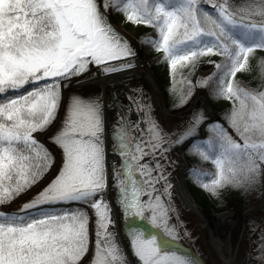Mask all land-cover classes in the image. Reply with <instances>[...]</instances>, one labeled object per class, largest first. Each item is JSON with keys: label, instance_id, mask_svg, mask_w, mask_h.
I'll return each instance as SVG.
<instances>
[{"label": "snow or ice", "instance_id": "6c2138e0", "mask_svg": "<svg viewBox=\"0 0 264 264\" xmlns=\"http://www.w3.org/2000/svg\"><path fill=\"white\" fill-rule=\"evenodd\" d=\"M109 9L127 22L154 29L155 38L145 35L138 45L162 51L173 78L178 66L195 68L203 57H220V63L209 59L215 69L211 75L195 84L185 81L187 88L174 106L188 105L195 89L211 86V95L232 103L224 119L235 135L209 121L211 114L199 107L179 132L166 131L152 116V105L143 102V88L125 84V99L135 103V111L146 112L142 122L149 134L129 158L132 145L126 133L141 129L130 121V107L121 106L114 82L104 81L118 72H134L139 56L110 23ZM257 49H264V0H0V205L40 188L55 169L50 182L18 211H0V264H81L89 251L90 225L95 234L91 264H129L110 231L109 113L115 117L109 138L121 157V169L112 168L115 205L138 264H199L169 253L177 238L168 226V214L175 211L168 165L157 162L152 168L139 161L157 152L167 160L174 147L194 139L207 122L212 135L193 145L190 153L211 162L214 171L190 168L193 181L221 207L224 189L247 192L264 185V90L242 87L236 80L238 73L250 70L249 58ZM259 67L264 78V61ZM81 77L113 91L107 98L99 90L84 95L63 91L73 84L81 87ZM41 137L58 150V168L57 156ZM133 162L146 177L139 184L130 172ZM161 182L162 192L156 188ZM144 195L147 201L141 199ZM137 220L147 221L164 238L147 232ZM248 231H257L255 221L249 222ZM252 244L248 259L264 264V230Z\"/></svg>", "mask_w": 264, "mask_h": 264}, {"label": "rangeland", "instance_id": "374dc122", "mask_svg": "<svg viewBox=\"0 0 264 264\" xmlns=\"http://www.w3.org/2000/svg\"><path fill=\"white\" fill-rule=\"evenodd\" d=\"M241 1L242 0H235V2H241ZM110 12H111V9H110ZM111 17H112V20L118 25V27L130 39L133 47L138 50L141 58L143 59V62L145 64L150 65L149 61L145 58V56L143 55V52L140 50V46L138 45V41H139L138 33L141 30L143 25L137 26V25H134L130 22H127L125 20L124 15H122L120 13L113 16L112 12H111ZM210 59L212 61H215L212 58H210ZM206 61H209V59ZM214 70L215 69L212 68L210 73L205 77H208L209 75H211ZM205 77H201L200 79H203ZM85 78H87V77H81V80L85 79ZM194 78H195V75L191 80V82L193 84H195ZM142 84H143V86H139L134 81L130 84V87L132 89H135L137 87L143 88V98H142L143 102L152 105V116L166 131H171L173 133L179 132L183 127H185L186 121L189 119V116L191 115V113L193 111H195L196 108H198V107L199 108H205V110L207 111V108H206L204 102H198L197 104L196 103L194 104L197 89H198L197 88V89H195V95H194L192 101L184 107H177V108H173V109L169 108L167 105V99L165 96L167 111H166V114H163L160 110V106L157 104V100L155 98H153L152 92L150 91V89L147 87V85L145 84L144 81L142 82ZM70 86L71 85H69L68 88L63 89V91L68 95H72V94L84 95L86 93H95L98 90L103 92V89H98L97 85H88V86L76 87V88H73L72 86L71 87ZM201 89L205 90V92L207 93V96L209 98L207 89L206 88H201ZM111 92L112 91L110 90L109 93H111ZM130 94L134 97L137 96V93H135V92H132ZM124 97H125V94H124ZM127 102L129 104H131L130 101L127 100ZM213 110H214V108H213ZM137 113H138V119L135 117L133 120H130V121L133 124L139 123V127H140L141 131H136V130L132 129L126 133V142L132 145V147L128 150V157L129 158L133 155H137V153L135 152V146H136L137 142L142 143V142H145L149 139V134L146 131L148 125L146 122H142V121H145V119H146V112L144 109H141L140 111H137ZM207 114L208 113L206 112V115ZM111 115L109 116L110 119L111 118H112V120L115 119V117L114 116L112 117ZM208 119L213 120L212 123L222 122V120L219 116V113H217V111H215V110H214L213 115L211 114L208 117ZM203 125L204 124H201L199 126V128L196 130V132H197L196 136H202V137L200 139L192 141L184 149V157L186 159V163L183 162L182 157H181V148L183 145H179V146L174 147L167 154V157H168L167 160L162 159L159 155V152H157L155 157H153L152 155H145L143 157V159H141L139 161V163L149 165L152 168H155V165L157 162H159L160 164L168 165L166 168V172L171 173L169 180L173 186L172 190H171L172 191L171 207L175 210V213L178 216L179 222H181L182 226L184 227L186 232L189 234V236L201 246V248L207 254V256L210 258V260L212 261L213 264H225L223 262V260L220 258L219 254H218V252H217V250H216V248H215V246H214V244L210 238V234H209L208 229L201 225V219L196 212L184 208V206L182 205V203H181V201L177 195V191H176V187H175L176 182L181 177V173H182L183 169H185L184 170V172H185L184 183L187 187V181L192 177V175H190V173H189V169L193 168V167H196V168L200 167L198 165V163L196 164V161H197L196 157L197 156L191 154L190 149H192L193 145L197 144V142L199 143V141L205 139V137L207 135V128L209 127V125L205 129V134L202 135V126ZM231 133L233 135H235L232 131H231ZM41 142H43L44 144H46L48 146V148L52 151L54 156H57L56 168H58V166L60 164L58 150L53 145H51L46 138H44V140H41ZM110 143H111V150H112V152H114L113 148H112L111 139H110ZM144 147H145V151H147L148 148H147L146 144L144 145ZM131 167L136 168L135 162H133L131 164ZM117 169H121V166L117 167ZM54 174H55V169L53 170V174L51 176L47 177L41 183L40 188L46 186V184L48 182H50V179L53 178ZM152 175L155 176V175H157V173L153 172ZM40 188H37L34 191L29 192L28 194H26L25 196H23L20 199H15L12 202V204L9 205V210L13 209L15 211H18L23 206L24 203L28 202L32 198V196L35 194V191H39ZM156 188L159 189L160 192H162L163 191V182L157 184ZM160 192H158L156 194H160ZM263 198H264V185H260L259 192H258V198L254 202L244 204L241 208H238V210L242 211L244 209L245 205H248V206L257 205L259 202H261L263 200ZM106 199H108L110 201L108 194L106 196ZM162 200H164L165 204L168 203V200L166 197L162 196ZM72 207H79V205H72ZM112 209H113V206H112ZM226 210H232V209H226ZM213 213L214 212H212L209 216L206 215L205 213L204 214L208 218H211ZM90 216H91V213H90ZM112 219L114 221V226L112 228H110V231H113L116 233L117 242L121 245L123 252L125 253L122 238L118 232L117 219H116V214H115L114 209L112 210ZM250 221L256 222V225H257V231L256 232L250 233L248 231ZM261 230H264V212L261 209H257L254 212L247 214L246 218L244 220V223L239 222L237 224V226L232 231V247L235 249V254L233 255L232 262H230L228 264H256L255 260H249L248 259L247 253H249L252 250V248L254 247L252 244V241L257 239ZM94 250H95L94 225H90L89 251L85 254L84 257H82L81 264H91V260H92L93 254H94ZM125 255H126L127 260L129 261V264H131L126 253H125Z\"/></svg>", "mask_w": 264, "mask_h": 264}, {"label": "trees", "instance_id": "16d2710c", "mask_svg": "<svg viewBox=\"0 0 264 264\" xmlns=\"http://www.w3.org/2000/svg\"><path fill=\"white\" fill-rule=\"evenodd\" d=\"M233 2L236 4H241L244 3V0H242L241 2H235V0H233ZM111 12L113 16L119 13L112 10ZM145 35H150L153 38H155L154 29L143 25L138 33L139 40L141 37ZM140 50L143 52V55L149 61L151 68L155 71L156 75L159 78V81L164 89L168 107L171 109L177 108L174 105L177 104L181 92L183 90H186L187 88V84L185 81L192 80L196 72V67L192 68L191 66L188 67L178 66L173 78V75L170 71L169 61L164 58V53L162 51L158 52L152 47H143V46H140ZM210 58L215 60L216 63L221 62V58L218 56H212ZM210 58L203 57L201 58L200 61H205ZM261 61H264V49H257L255 53L249 58L250 70L238 73L236 76V80L241 83L242 87H246L249 89H256V90H264V78H262V72L259 67ZM206 89L212 107L214 108L215 111H217V113H219V116L222 120V122H215V123L223 125L225 128L228 129L230 133L231 131L233 132V130L229 127V125L224 119L225 114L229 112L230 109L232 108V103L223 98H216L213 95H211V86L207 87ZM224 123L227 126H225ZM211 135L212 132L208 127L207 135L205 139L199 141V143L207 140ZM196 159H197L196 164L198 163V165L200 166L198 168L201 169L203 172L210 174L214 171V166L211 164V162H201L198 157H196ZM204 179L205 182H207L209 176H205ZM187 186L196 203L200 206L201 210L208 216L214 211H224L226 209H232V208L238 209L241 208L246 203L254 202L258 198V192L260 187L259 186L257 189L248 190L247 192H245V190L243 189H234L231 187L224 189L221 193V199L224 201L225 206L221 207L219 206L218 200L210 196L206 191L202 190L197 185V183L193 181L192 177L187 181ZM12 202L7 205H0V211H3V207L12 204ZM5 212H16V211L12 209L10 211H5Z\"/></svg>", "mask_w": 264, "mask_h": 264}, {"label": "water", "instance_id": "95a60500", "mask_svg": "<svg viewBox=\"0 0 264 264\" xmlns=\"http://www.w3.org/2000/svg\"><path fill=\"white\" fill-rule=\"evenodd\" d=\"M109 21L131 43L130 39L126 36V34L112 20L110 9H109ZM132 47H133V45H132ZM137 52H138V50H137ZM138 56H139L138 65H140L141 63H143V59L141 58L139 52H138ZM201 63H208V61L199 62L197 64V66H196V74H195V78H194L195 83L197 81V78H196L197 71H198V68H199ZM146 68L147 69H146V73H145V76H144V82L147 85V87L150 89V91L152 92L153 98H157V96H159V98L162 101V105H163V106H161V110H162L161 112L163 114H166V111H167L166 99H165L164 90H163L162 85H161V83L159 81V78L156 75L155 71L151 68L150 65L146 64ZM122 73H124V72H118V73L114 74L113 76L107 78L106 83L108 82V80H111L115 84V89H114L115 91H117L118 89H121V90H123L126 93L127 89L124 88V85L127 84V83L120 82V80H121L120 78H121ZM86 80H87V78L80 80L81 87L88 86V85H97V83H93V84L92 83H86L85 82ZM119 83L123 84V86H119ZM71 86L73 88L77 87L75 84H73ZM110 90L113 91V89L105 88V89H103V92L105 94L107 91L109 92ZM201 92L203 94H205V96H206V100L204 101V104H205V106L207 108L206 112H208V113L213 115L214 110L212 108L210 99L207 96V93L205 92L204 89H201ZM197 94H198V89H197L196 96H197ZM132 106L134 107V111H135V108H136L135 103H132ZM135 113H136V118L138 119L137 111H135ZM111 116L113 117V115H111ZM209 121L212 122L213 120H209ZM111 122H112V118L110 120V124H111ZM208 125L209 124L206 122L202 126V135L205 134V129L207 128ZM225 126H227V125L225 124ZM201 137L202 136H196L194 139H192V140H190L188 142H185V144H183V146L181 148V157H182V160H183L184 163H186V159L184 157V149H185V147L187 145H189L192 141L200 139ZM40 139L44 140L43 137H41ZM110 144H111L110 143V139L107 137L106 138V153H107V155H106V164H107V168H108V193L107 194H108L110 202L112 203V206H113V208L115 210L116 219H117V228H118V232H119V234H120V236L122 238V242H123L125 253L127 254L131 264H138V260L134 256V254L132 252V249L129 246L128 239L125 236L126 229L122 226V217L120 215V212H119L118 208L115 205V193H114L113 186H112V168H113V166H115L116 168L121 166V157H120V155L118 153L112 152ZM112 156L113 157L115 156L114 157L115 159ZM110 160L113 162L112 165L110 164ZM184 170L185 169H183V171L181 173V177L178 180V181H180L179 184H175L177 195H178L182 205L184 206V208L196 212L198 214V216L200 217V219H201V225L206 227L208 229V231L210 232L211 229L209 227L207 216L201 211L200 206L195 202L193 196L191 195L190 191L188 190V188L186 187V185L184 183V179H185ZM130 172H131L132 178L138 184L141 182L142 179H146V177H141V174H140L139 170L137 168H132L131 165H130ZM181 190L183 191V196H181V194H180ZM25 195H23V196H25ZM23 196H21L20 198H22ZM20 198H18V199H20ZM141 199L144 200V201H147L148 197L146 195H144V196L141 197ZM247 207H249V206L245 205L244 209H246ZM8 209H9V206L4 207V210L7 211ZM233 210H236V209L226 210V211H223V212H214L212 214L211 218L212 217H220V216H222L224 214L226 215V213H229V211H233ZM145 215L150 216V213H145ZM168 215H169L168 226H169V228H174L175 234H176V238H177L176 242L169 246V253L175 252L178 255H183V256L195 259V260L199 261V264H213L212 261L210 260V258L207 256V254L203 251L201 246L195 240H193L189 236V234L186 232V230L182 226L181 222H179L178 216L175 213V211H170ZM135 223L140 224L142 227H144V229L147 232L155 233L158 236V238H164L163 237V233L159 229H155V228H152L151 226H149L147 221H139V220H137ZM226 226H225V224L222 223V225L219 228L220 231H218V234H221V236H223L224 229H225Z\"/></svg>", "mask_w": 264, "mask_h": 264}, {"label": "bare ground", "instance_id": "6f19581e", "mask_svg": "<svg viewBox=\"0 0 264 264\" xmlns=\"http://www.w3.org/2000/svg\"><path fill=\"white\" fill-rule=\"evenodd\" d=\"M146 69H147L146 64L143 62L138 66V68L134 72L122 73L121 78H120L121 79L120 82H122V83L124 82V83H127L130 85L132 82L135 81L139 86H143L142 82L144 81ZM211 69H212L211 64L201 63L199 68H198L197 75H196L197 80H199L201 77L207 76L210 73ZM132 76H135L136 79H134V80L127 79V78H131ZM106 81H107V79L104 81V83H106ZM119 86H123V84L119 83ZM117 91L119 92V100L121 101V106L122 107H130L131 111L129 113V118H130V120H133L136 117L134 107L132 106V104H129L127 102V99H125V97H124L125 92L123 90L118 89ZM108 95H109V92L107 91L105 93L106 98L108 97ZM155 99L157 100V104L160 106V110H161V106H163L161 99L159 98V96H157V98H155ZM205 100H206L205 94H203L201 92V88H198V94L195 98L194 104L195 103L197 104L198 102H204ZM110 115L111 114L109 113L108 121L106 123L105 140L107 137L109 138V128L111 125L110 124L111 119L109 117ZM110 164L111 165L113 164V162L111 160H110ZM179 182L180 181H177L176 184H179ZM257 209H261L264 212V198L257 205L249 206L246 209H243L242 211L236 209L233 211H229V213H226V215L224 214L220 217H212V218L207 217L209 227L211 229L210 235L212 237L211 238L212 242H213L220 258L223 260V262L225 264L232 262L233 255L235 254V249L232 247V231H233V229L237 226V224L239 222L244 223V220H245L247 214L252 213ZM222 223L225 224V226L227 225L224 229L223 236H221V234H218V231H220L219 228L222 225Z\"/></svg>", "mask_w": 264, "mask_h": 264}, {"label": "flooded vegetation", "instance_id": "af4514ba", "mask_svg": "<svg viewBox=\"0 0 264 264\" xmlns=\"http://www.w3.org/2000/svg\"><path fill=\"white\" fill-rule=\"evenodd\" d=\"M209 234H210V232H209ZM210 238H212L211 235H210ZM211 240H212V239H211Z\"/></svg>", "mask_w": 264, "mask_h": 264}]
</instances>
